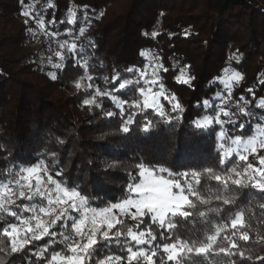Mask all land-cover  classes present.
<instances>
[{"label": "trees", "instance_id": "obj_1", "mask_svg": "<svg viewBox=\"0 0 264 264\" xmlns=\"http://www.w3.org/2000/svg\"><path fill=\"white\" fill-rule=\"evenodd\" d=\"M32 3L0 0V170L43 160L53 170L64 168L61 179L75 180L88 193H106L105 200H116L124 193L128 171L136 172L131 165L141 158L163 162L176 170L178 159L192 156L195 167L219 168L214 136L209 139L191 121L205 114L206 110L198 106L204 99L215 101L216 93L222 92L217 78L226 69L243 75L225 106L237 114L238 122L245 123L244 132L235 134H248L250 124L264 120V109L257 107L264 98V0H51L54 7H46L48 0H35L34 14L44 16L50 31L60 32V41L73 38L67 35L69 30L78 37L79 28L87 27L77 43L86 46L89 72L101 90H115L120 81L113 83L111 78L117 71L121 78L133 77L135 74L126 69L144 67L148 61L141 52L146 50L168 69L160 72L161 82L176 94L185 109L184 119L167 124L149 110L144 115L154 121V127L147 135L141 131L145 121L140 115L130 132L122 133L119 110L108 97L99 98L103 108L90 110L82 104L92 94L91 89L78 91L74 86L83 69L71 57L62 69L51 66L49 56L59 62L48 50L49 46L57 48L56 40L43 34L33 37L28 29L35 28V23L29 20L26 25L22 15ZM73 8L77 10L76 25L67 23ZM53 18L56 23L49 24ZM185 67L194 77L190 86L175 82L179 70ZM50 72L56 73L55 80ZM104 76L109 78L107 83ZM126 94L133 98L137 95L130 89L115 92L125 99ZM240 96L248 101L249 117L238 113L233 104L243 103ZM162 102L167 108V102ZM104 109L117 112V116L105 117ZM226 127L231 130V125ZM248 162L258 166L254 156H249ZM109 163L117 166L107 167ZM238 163L241 168L245 166L243 161ZM237 192L236 203L225 206L221 215L241 205L249 209L246 218L251 217L253 230L249 241L238 243L251 248L253 258L233 259L238 264H264L257 259L264 256V240H256V230L264 237V208L260 207L264 194L250 188ZM5 222H0V227ZM46 241L36 243L44 245Z\"/></svg>", "mask_w": 264, "mask_h": 264}, {"label": "snow or ice", "instance_id": "obj_2", "mask_svg": "<svg viewBox=\"0 0 264 264\" xmlns=\"http://www.w3.org/2000/svg\"><path fill=\"white\" fill-rule=\"evenodd\" d=\"M46 7H54L51 0ZM34 8L35 0L22 15L26 17V25L29 20L35 23V28L28 29L33 37L43 34L56 40L57 48L49 46L48 50L59 62H53L49 56L51 66L62 69L65 60L71 57L83 69L74 86L78 91L92 90L83 99L84 106L90 110L103 108L99 98L108 97L119 110V130L125 134L136 123L137 115L145 121L141 131L149 134L154 127V121L144 115L149 110L167 124L184 119L185 109L176 94L161 82L160 72L168 69L150 51L141 52L148 61L144 67L126 69L135 74L133 77L121 78L117 71L111 78L113 83L120 81L115 90H101L89 72L86 46L77 43L87 27L79 28L78 37L69 30L67 35L73 38L60 41V32L50 31L44 16L34 14ZM48 23L55 24V18ZM67 23L76 25L75 8L69 12ZM49 76L53 80L57 78L55 72ZM103 79L107 83L109 78ZM193 79L185 67L179 70L175 82L190 86ZM242 80L239 71L226 69L217 78L223 86L222 92L216 93L215 101L204 99L198 106L206 110L205 114L191 121L209 139L214 136L219 168L195 167L192 156L178 159L176 170L163 162H146L141 158L131 165L136 172L128 171L124 193L116 200H105L106 193H88L75 180L61 179L64 168L53 170L43 160L0 170V222L12 218L0 227V264H37V261L43 264H238L233 259L237 256L251 261L252 249L238 243L249 241L253 230L251 217L246 218L249 209L241 205L221 215L225 206L236 203L238 189L250 188L264 194V155H260L264 151V120L254 126L250 124L248 134L237 135L236 131L244 132L245 123L238 122L231 107H225ZM125 89L136 92L135 98L130 94H126V99L115 95ZM238 99L243 103L233 102L237 112L251 116L248 101L243 96ZM162 101L167 102V108ZM257 107L264 109V98ZM102 114L108 118L117 116L110 109H104ZM227 125H231V130ZM51 155L55 157L56 153ZM249 156L255 157L258 166L248 162ZM240 161L245 162L243 168ZM116 166V163L107 165ZM208 181L216 183L211 185ZM248 196L253 194L249 192ZM260 207L264 208V204ZM197 223L199 228L195 227ZM256 231V240H264ZM45 238L44 245L36 243ZM257 259L264 260V256Z\"/></svg>", "mask_w": 264, "mask_h": 264}, {"label": "rangeland", "instance_id": "obj_3", "mask_svg": "<svg viewBox=\"0 0 264 264\" xmlns=\"http://www.w3.org/2000/svg\"><path fill=\"white\" fill-rule=\"evenodd\" d=\"M260 153L262 154V153H264V151H261Z\"/></svg>", "mask_w": 264, "mask_h": 264}]
</instances>
